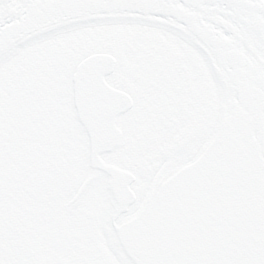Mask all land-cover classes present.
<instances>
[{
  "label": "snow or ice",
  "instance_id": "6c2138e0",
  "mask_svg": "<svg viewBox=\"0 0 264 264\" xmlns=\"http://www.w3.org/2000/svg\"><path fill=\"white\" fill-rule=\"evenodd\" d=\"M0 264H264V0H0Z\"/></svg>",
  "mask_w": 264,
  "mask_h": 264
}]
</instances>
